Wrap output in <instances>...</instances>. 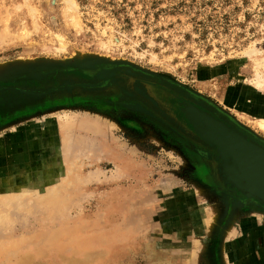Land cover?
Instances as JSON below:
<instances>
[{"label":"rangeland","instance_id":"rangeland-1","mask_svg":"<svg viewBox=\"0 0 264 264\" xmlns=\"http://www.w3.org/2000/svg\"><path fill=\"white\" fill-rule=\"evenodd\" d=\"M112 65L264 140V0H0V87ZM120 96L0 92V185L24 180L0 204V264H264V207L223 188L208 149Z\"/></svg>","mask_w":264,"mask_h":264},{"label":"water","instance_id":"water-1","mask_svg":"<svg viewBox=\"0 0 264 264\" xmlns=\"http://www.w3.org/2000/svg\"><path fill=\"white\" fill-rule=\"evenodd\" d=\"M115 88L208 149L224 189L264 207V140L166 80L112 65L94 73L90 80L64 79L58 85L38 89L2 86L0 92L51 97L73 91L108 92ZM157 92H163V96Z\"/></svg>","mask_w":264,"mask_h":264},{"label":"bare ground","instance_id":"bare-ground-1","mask_svg":"<svg viewBox=\"0 0 264 264\" xmlns=\"http://www.w3.org/2000/svg\"><path fill=\"white\" fill-rule=\"evenodd\" d=\"M106 65V64H105ZM99 69V68H98ZM259 86L262 88V87H264V77L260 80V83H259ZM260 122L262 123V125L264 126V118H261L260 119ZM73 126H74V124L73 123H71L70 124V126H69V128H67V127H65V128H67V129H65V128H63V131H64V145H65V148H67V145H68V147H70L71 146V144H72V140L70 139V137H71V135H72V133L70 132V131H72L73 129ZM103 127V126H102ZM100 130V129H99ZM101 131V130H100ZM105 131V130H104ZM68 133V134H67ZM55 134V133H54ZM50 135V134H49ZM52 137V136H51ZM32 141V140H31ZM48 141V140H47ZM43 143V142H42ZM36 144H38V143H36ZM38 146V145H37ZM29 152V151H28ZM31 153V152H30ZM28 154V153H27ZM36 157V156H35ZM34 160H35V158H34ZM36 162V161H35ZM42 163H44V161H41L40 162V160H38V162H37V165L39 166V167H43V165H42ZM1 164V163H0ZM5 165V164H4ZM1 166V165H0ZM37 166V167H38ZM2 167V166H1ZM22 167V166H21ZM41 167V168H42ZM5 168V167H4ZM33 167H31V171L34 169H32ZM36 168V167H35ZM40 171H43V173H45L46 171H48V168H45V167H43L42 168V170H40ZM1 172V171H0ZM24 180H23V178L22 177H14L13 178V180H12V182L10 183V184H6L7 186H5V184L4 185H0V204H6V202H7V198H9V196L11 195V193L12 192H14L15 190H18V191H16V192H20L21 193V191H23L22 189H21V185L24 183L23 182ZM1 215H2V212H0V218H1Z\"/></svg>","mask_w":264,"mask_h":264},{"label":"flooded vegetation","instance_id":"flooded-vegetation-1","mask_svg":"<svg viewBox=\"0 0 264 264\" xmlns=\"http://www.w3.org/2000/svg\"><path fill=\"white\" fill-rule=\"evenodd\" d=\"M112 91H113V92H114V91H117L118 94L121 95V92H120L117 88L113 89ZM120 97L127 98V97L123 96V94H122ZM128 99H129V98H128ZM153 114H154V113H153ZM154 115H155V114H154ZM224 116H225V115H224ZM155 117H156L157 119H159L160 121H162L163 123H165L166 125H168L170 128H174L173 130H174L177 134L183 135L185 138H187V139L193 141L192 139H190L189 137H187L186 135H184V134H183L182 132H180L176 127H174L173 125H171L169 122H167L166 120H164V119L161 118L160 116L155 115ZM225 118H227L228 120H231L230 118H228V117H226V116H225ZM193 142H195V141H193Z\"/></svg>","mask_w":264,"mask_h":264}]
</instances>
